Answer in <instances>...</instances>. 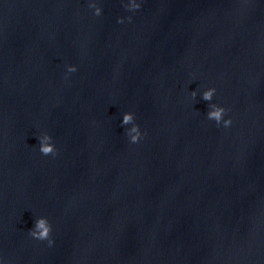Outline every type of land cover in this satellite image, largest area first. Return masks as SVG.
<instances>
[{
	"label": "clouds",
	"instance_id": "clouds-1",
	"mask_svg": "<svg viewBox=\"0 0 264 264\" xmlns=\"http://www.w3.org/2000/svg\"><path fill=\"white\" fill-rule=\"evenodd\" d=\"M143 0H122L123 7L131 13L138 11L142 7ZM87 7L91 10L92 15L99 17L102 15L103 9L100 4V0H87ZM127 20L129 23L132 21V16L119 17L117 23H124ZM76 65H67L65 72V79H67V74L75 73L77 71ZM215 87H207L203 90L196 89L189 92L191 99L194 101L199 94L201 99L208 102L206 112V119L208 121L215 122L216 126L223 128L231 127L233 121L232 118L227 116L228 109L224 106L214 103L213 98L216 95ZM121 126L124 128V134L130 144L139 143L145 133L142 132L140 125L136 123L135 114L131 111H126L122 113ZM36 139L38 144L35 145L39 153L43 156H55L57 154V147L53 141V137L47 131H41ZM52 224L46 216H37L34 219L32 227L28 230V235L38 241H47L48 247H52L54 240L51 236ZM0 264H7L2 256H0Z\"/></svg>",
	"mask_w": 264,
	"mask_h": 264
}]
</instances>
